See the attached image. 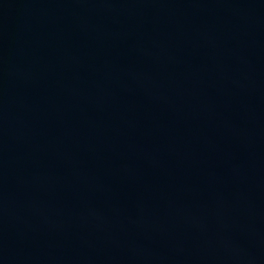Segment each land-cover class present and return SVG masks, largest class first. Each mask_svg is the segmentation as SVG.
Instances as JSON below:
<instances>
[{
  "label": "water",
  "instance_id": "water-1",
  "mask_svg": "<svg viewBox=\"0 0 264 264\" xmlns=\"http://www.w3.org/2000/svg\"><path fill=\"white\" fill-rule=\"evenodd\" d=\"M0 264H264V0H0Z\"/></svg>",
  "mask_w": 264,
  "mask_h": 264
}]
</instances>
